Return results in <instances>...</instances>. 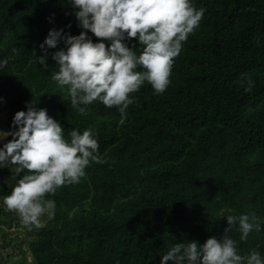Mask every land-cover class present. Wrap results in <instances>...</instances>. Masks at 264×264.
Wrapping results in <instances>:
<instances>
[{
  "label": "trees",
  "instance_id": "1",
  "mask_svg": "<svg viewBox=\"0 0 264 264\" xmlns=\"http://www.w3.org/2000/svg\"><path fill=\"white\" fill-rule=\"evenodd\" d=\"M194 6L206 11L174 60L167 90L157 95L145 82L119 124L118 109L99 101L80 115L51 79L56 62L37 63L51 28L80 32L68 0H0V59H8L0 131H11L31 101L61 123L66 139L74 128H92L104 161L91 162L78 184L46 194L55 217L45 214L31 229L3 206L19 177L14 165L0 168V264H160L176 243L222 238L227 215L255 213L264 224V0ZM229 236L240 255L264 254V230L241 241L234 226Z\"/></svg>",
  "mask_w": 264,
  "mask_h": 264
},
{
  "label": "clouds",
  "instance_id": "2",
  "mask_svg": "<svg viewBox=\"0 0 264 264\" xmlns=\"http://www.w3.org/2000/svg\"><path fill=\"white\" fill-rule=\"evenodd\" d=\"M68 2L79 34L51 28L39 44L42 55L35 53L37 63L47 68L49 56L56 62L59 70L51 79L61 89L67 88L71 105L80 115H86L88 106L99 101L118 109L119 124L125 122L127 109L135 102L131 94L145 82L157 95L167 90L174 60L206 11L197 9L194 0ZM61 42L63 48L48 52ZM137 44L143 45L139 54ZM7 65V58L0 59V72ZM254 83L250 77L242 80L245 91H251ZM4 102L0 97V103ZM25 108L14 114L11 131H0V168L14 165L19 177L11 193L3 198V206L15 211L21 223L31 229L42 226L45 214L49 220L55 217L56 202L45 199L46 194L54 195L64 186L78 184L91 162L104 161L99 158L98 135L92 128L83 132L74 128L66 139L63 126L47 109L31 101ZM7 137L11 139L4 142ZM222 218L228 224L222 238L210 237L203 244L176 243L161 257L160 264H264V254L258 250L240 255L237 241L229 236L238 226L240 240H247L254 230H264L261 218L255 213Z\"/></svg>",
  "mask_w": 264,
  "mask_h": 264
},
{
  "label": "rangeland",
  "instance_id": "3",
  "mask_svg": "<svg viewBox=\"0 0 264 264\" xmlns=\"http://www.w3.org/2000/svg\"><path fill=\"white\" fill-rule=\"evenodd\" d=\"M6 251H3V253H5Z\"/></svg>",
  "mask_w": 264,
  "mask_h": 264
}]
</instances>
